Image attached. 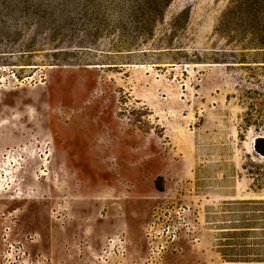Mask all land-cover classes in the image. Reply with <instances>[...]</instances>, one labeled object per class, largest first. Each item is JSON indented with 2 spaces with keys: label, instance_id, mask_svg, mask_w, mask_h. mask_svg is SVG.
<instances>
[{
  "label": "rangeland",
  "instance_id": "obj_1",
  "mask_svg": "<svg viewBox=\"0 0 264 264\" xmlns=\"http://www.w3.org/2000/svg\"><path fill=\"white\" fill-rule=\"evenodd\" d=\"M263 20L0 0V264H264Z\"/></svg>",
  "mask_w": 264,
  "mask_h": 264
},
{
  "label": "trees",
  "instance_id": "obj_2",
  "mask_svg": "<svg viewBox=\"0 0 264 264\" xmlns=\"http://www.w3.org/2000/svg\"><path fill=\"white\" fill-rule=\"evenodd\" d=\"M234 12H235V9L234 8H231L229 9L225 14H224V18L226 19L225 22H224V25H227L229 23V16L231 15H234ZM264 21V20H263ZM263 39V38H262ZM259 45H264V42H259ZM264 63V62H263ZM261 69L264 70V66H261ZM251 95H252V91L249 90V88H247L246 90H243V94L240 96V100L242 102V104L246 105V112H245V118L243 119L244 121V126L246 128L249 129L250 125H251V119H250V116H251V111H252V106L250 104H248V101L249 99H251ZM246 129V130H248ZM254 151L255 153L264 158V135L262 136H257L255 139H254ZM244 168L247 170L248 172V178L252 179L253 181L254 178L251 177L252 176V172L250 169H247L245 166ZM261 186H258L256 188V190H252L253 192H259V190H261L260 188ZM250 204L252 205H264V200H250L248 201ZM262 262V261H260Z\"/></svg>",
  "mask_w": 264,
  "mask_h": 264
},
{
  "label": "water",
  "instance_id": "obj_3",
  "mask_svg": "<svg viewBox=\"0 0 264 264\" xmlns=\"http://www.w3.org/2000/svg\"><path fill=\"white\" fill-rule=\"evenodd\" d=\"M255 139V138H254ZM254 139H253V141H254Z\"/></svg>",
  "mask_w": 264,
  "mask_h": 264
}]
</instances>
